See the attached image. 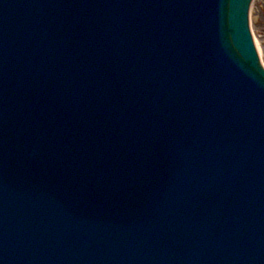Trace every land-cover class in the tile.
Here are the masks:
<instances>
[{
	"label": "water",
	"instance_id": "95a60500",
	"mask_svg": "<svg viewBox=\"0 0 264 264\" xmlns=\"http://www.w3.org/2000/svg\"><path fill=\"white\" fill-rule=\"evenodd\" d=\"M248 2L0 0V264H264Z\"/></svg>",
	"mask_w": 264,
	"mask_h": 264
},
{
	"label": "rangeland",
	"instance_id": "374dc122",
	"mask_svg": "<svg viewBox=\"0 0 264 264\" xmlns=\"http://www.w3.org/2000/svg\"><path fill=\"white\" fill-rule=\"evenodd\" d=\"M250 28L264 64V0H254L250 8Z\"/></svg>",
	"mask_w": 264,
	"mask_h": 264
},
{
	"label": "bare ground",
	"instance_id": "6f19581e",
	"mask_svg": "<svg viewBox=\"0 0 264 264\" xmlns=\"http://www.w3.org/2000/svg\"><path fill=\"white\" fill-rule=\"evenodd\" d=\"M257 45V44H256ZM263 66H264V64H263Z\"/></svg>",
	"mask_w": 264,
	"mask_h": 264
}]
</instances>
